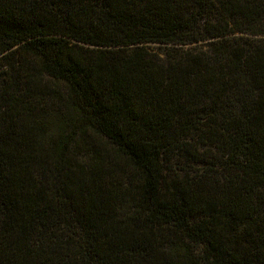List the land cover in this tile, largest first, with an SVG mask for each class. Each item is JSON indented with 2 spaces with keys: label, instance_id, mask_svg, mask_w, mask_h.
<instances>
[{
  "label": "trees",
  "instance_id": "1",
  "mask_svg": "<svg viewBox=\"0 0 264 264\" xmlns=\"http://www.w3.org/2000/svg\"><path fill=\"white\" fill-rule=\"evenodd\" d=\"M0 264H264V0H0Z\"/></svg>",
  "mask_w": 264,
  "mask_h": 264
}]
</instances>
